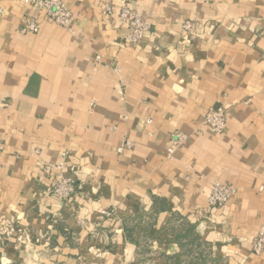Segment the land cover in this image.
Segmentation results:
<instances>
[{"label": "crops", "instance_id": "obj_1", "mask_svg": "<svg viewBox=\"0 0 264 264\" xmlns=\"http://www.w3.org/2000/svg\"><path fill=\"white\" fill-rule=\"evenodd\" d=\"M65 1L72 27L22 33L33 8L0 0V221L28 234L0 242V264H186L193 244L264 264V0ZM122 2L150 23L139 45ZM217 104L221 133L203 125ZM176 130L189 138L170 155ZM60 172L66 201L49 192ZM213 181L237 188L222 207Z\"/></svg>", "mask_w": 264, "mask_h": 264}, {"label": "built area", "instance_id": "obj_2", "mask_svg": "<svg viewBox=\"0 0 264 264\" xmlns=\"http://www.w3.org/2000/svg\"><path fill=\"white\" fill-rule=\"evenodd\" d=\"M25 5L32 7L34 13L31 16L24 17L20 25V31L22 33H38L42 27V19L50 20L55 24L70 28L73 23V13L68 7L65 0H20ZM104 11L107 14L112 13L113 7L110 4H104ZM4 15L3 5L0 3V17ZM119 15L122 22L127 23L129 31L125 36V41L129 44L139 45L146 32L150 28L149 21L143 17L137 10L130 7L125 2L119 9ZM184 28L191 34L192 37L197 35L195 24L192 21H185ZM100 56L97 55L95 60L100 62ZM96 63V64H97ZM228 119V109L223 104H217L208 109L206 112L203 125L211 130L221 133L226 129ZM189 135L183 131L176 130L170 137V146L168 148L169 154H173L174 151L180 148L188 141ZM125 145L130 146V142H126ZM66 153H64L65 155ZM51 166L45 168L47 173H50ZM60 171L63 168V164L60 163L56 166ZM77 188L76 180L71 176H66L62 172L53 178L49 187V192L57 198L62 200L70 199L75 193ZM237 191V188L230 183H222L219 181H213L211 185L209 195V206L222 207L229 200L233 198ZM105 214L110 216L113 214V210L105 211ZM21 233V234H20ZM21 226L17 224L13 219H4L0 221V242L5 244L8 237L18 234L17 238L21 241L22 234ZM28 237V234H25ZM252 251L254 254L259 255L264 251V222L260 226L257 235L253 239Z\"/></svg>", "mask_w": 264, "mask_h": 264}, {"label": "rangeland", "instance_id": "obj_3", "mask_svg": "<svg viewBox=\"0 0 264 264\" xmlns=\"http://www.w3.org/2000/svg\"><path fill=\"white\" fill-rule=\"evenodd\" d=\"M193 248L195 250L201 249L203 252H197V254L194 255V258L188 260L186 264H214V261L211 258V249L209 246L205 245L204 247L198 248L193 244ZM198 248V249H197ZM196 253V251H195ZM191 254H189L190 256Z\"/></svg>", "mask_w": 264, "mask_h": 264}]
</instances>
